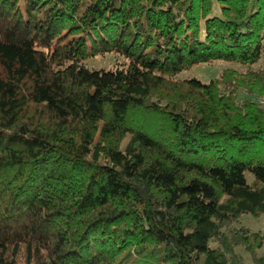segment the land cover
<instances>
[{
  "label": "trees",
  "instance_id": "16d2710c",
  "mask_svg": "<svg viewBox=\"0 0 264 264\" xmlns=\"http://www.w3.org/2000/svg\"><path fill=\"white\" fill-rule=\"evenodd\" d=\"M263 56L264 0H0V264H264Z\"/></svg>",
  "mask_w": 264,
  "mask_h": 264
},
{
  "label": "rangeland",
  "instance_id": "374dc122",
  "mask_svg": "<svg viewBox=\"0 0 264 264\" xmlns=\"http://www.w3.org/2000/svg\"><path fill=\"white\" fill-rule=\"evenodd\" d=\"M125 60L120 55L115 53H108L104 55H98L96 57H92L88 59L85 64L87 67L93 68H105L109 69L118 64L123 63ZM264 66V56L262 60L255 64V67ZM226 68H235L240 71H243L247 68V66H242L234 62H226V61H215L212 63H202L195 65L190 70L184 71L180 73L177 78L185 79V78H193L196 77L204 82H208L210 79L218 76L224 69ZM248 97L245 92H240L239 98L244 99ZM260 102L264 105V99H261ZM238 226L243 225L251 229L252 231H264V214L257 217L251 214H244ZM238 251L249 261V256L244 252L242 248L239 247ZM260 252L264 254V244L260 248Z\"/></svg>",
  "mask_w": 264,
  "mask_h": 264
}]
</instances>
